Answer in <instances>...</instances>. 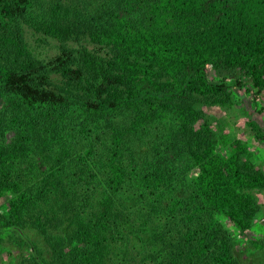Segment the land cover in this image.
Listing matches in <instances>:
<instances>
[{"label":"trees","instance_id":"1","mask_svg":"<svg viewBox=\"0 0 264 264\" xmlns=\"http://www.w3.org/2000/svg\"><path fill=\"white\" fill-rule=\"evenodd\" d=\"M78 1L0 0V247L27 249L20 264H247L230 229L252 228L264 170L222 122L213 130L201 105L228 108L235 89L264 92V0H100L90 12ZM25 28L58 54L37 57ZM81 38L91 46L71 45ZM73 124L87 140L82 154ZM126 137L138 139L130 150ZM97 165L106 189L91 177ZM125 182L144 189L143 201L154 196L137 221L115 200ZM56 189L53 205L45 200ZM81 191L91 216L62 222Z\"/></svg>","mask_w":264,"mask_h":264},{"label":"rangeland","instance_id":"2","mask_svg":"<svg viewBox=\"0 0 264 264\" xmlns=\"http://www.w3.org/2000/svg\"><path fill=\"white\" fill-rule=\"evenodd\" d=\"M78 3L82 8L87 10L86 12L93 11L94 9H96L97 6L100 7L99 5L100 0H79ZM25 40L28 42L34 54L40 59L50 60L58 54V45L54 40L42 38L39 35H35L30 30H28V28H25ZM70 43L75 48H79L81 45L91 46L83 38H81V40L72 41ZM235 95L236 98L234 104H232V106L228 108H223L213 105H201V109L202 111L205 112L206 116L211 115L210 119L212 123V128L216 133H218L216 123L222 122V124L225 125L223 129L224 133L228 134L231 138H234L236 140L239 139L247 142L248 148L253 154V160L255 161V164L257 165L258 168L264 170V140L263 141L257 140L255 138V134L253 130L247 124L248 121H253L257 123L259 127L262 129V133L264 134V92L258 97H254V93L252 91L247 92L244 88H240L239 90L235 89ZM123 118L125 119L126 117L124 116V114H121L120 117L117 119V121L121 122ZM87 129L90 131V132L88 131L89 135H92L93 133L97 132L95 131V129L92 130H90V128ZM68 132H71L72 136L75 137V141L77 143L76 153L82 154V152L85 150L86 141H87L85 138V134L82 133L81 129H79L78 124H73ZM94 136H96V134L92 135V137ZM11 137H12V132H7L4 135V138L7 139H10ZM147 138L148 139H146V142L148 141L150 142L151 140L154 139V137H151L150 135ZM125 139H127L130 143L129 150L138 143L137 138L134 139L131 137V139H128L126 137ZM93 140H95V137L93 138ZM143 147L145 148L146 144ZM101 149H103L102 145L95 143V151H96L95 155L98 158H100L98 154ZM139 152L141 154L138 155L140 156L144 155L143 148H141ZM67 165H69V167L71 166V164H67ZM44 169H45L44 165L38 164L36 173L38 174V170L43 171ZM103 173L104 171L97 165L92 169L91 171L92 175L91 174L89 175L93 177L92 179L94 180V182L98 183V186L106 189L108 188V185L104 179ZM125 183L117 191L115 200L119 206L122 205L127 208L131 207V210L134 212V214H132L131 217H133V220H135L134 215L137 214V209H139L143 205L146 198L151 197L152 195L149 194L148 191H145L146 196L143 201L141 198L138 197L139 196L138 190L142 192L144 191V189L138 188L133 184V182H125ZM57 189L56 191L54 190L55 192H57V194L49 195L48 199H46L45 201L51 202L53 205L59 204L62 200V197L60 191L58 192ZM81 194H83L82 191L79 194L77 193V195H75L76 197L79 196V198L75 197L74 203L67 204L68 208H66V210H64L63 212L62 222L67 217L68 224H70L71 222L73 224L79 222V220H86L91 216L90 212L85 213L83 209H81L82 207L81 197L83 196ZM255 197L257 204L259 206L258 207L259 210L257 211V215L253 222L252 228L243 235H239L237 232L233 231L232 229H230V232L234 236V241L236 242L234 248L238 253V256L241 257L245 263L264 264V192H256ZM94 207H96V205H94ZM46 208L47 207H45V209ZM75 208L77 209L76 212H75ZM59 217L61 216L59 215ZM74 218H76L77 220H73ZM137 220H139L138 217L135 221ZM153 221L154 218L150 219L148 223H151ZM64 226L65 223L63 225L60 224L57 229L52 231L54 233V237L57 238L62 237V233L66 231ZM33 232L36 235V231ZM36 237L37 240L39 241V245H41L42 248L44 246L48 248V245L45 243V241H43V236L40 233L37 234ZM251 241H257L259 243H263L262 248L254 247V245L251 244ZM7 243L9 249L11 250V254H13V257H16L15 258L16 262L20 264L22 259L21 257L22 253L27 254L28 250L20 249L18 244L14 243V241L12 240H8ZM72 245L73 243L71 241L66 242L65 249L66 250L70 249ZM11 254H8L4 249H2V247H0V264H10L11 259H13L10 256Z\"/></svg>","mask_w":264,"mask_h":264}]
</instances>
